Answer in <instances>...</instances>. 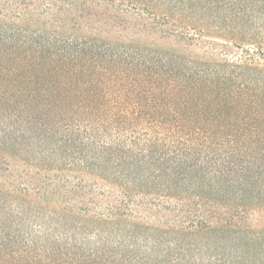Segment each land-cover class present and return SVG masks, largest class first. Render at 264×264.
Here are the masks:
<instances>
[{
  "label": "trees",
  "instance_id": "1",
  "mask_svg": "<svg viewBox=\"0 0 264 264\" xmlns=\"http://www.w3.org/2000/svg\"><path fill=\"white\" fill-rule=\"evenodd\" d=\"M212 6L0 0V264H242L197 238L241 240L235 199H264V43L193 57Z\"/></svg>",
  "mask_w": 264,
  "mask_h": 264
},
{
  "label": "rangeland",
  "instance_id": "2",
  "mask_svg": "<svg viewBox=\"0 0 264 264\" xmlns=\"http://www.w3.org/2000/svg\"><path fill=\"white\" fill-rule=\"evenodd\" d=\"M210 2L213 4L210 10L211 12H205L206 15L204 13L199 23L203 24L206 22L213 28H223V30L209 33L207 36L201 38L198 37V41L190 47H187L193 57L205 60H234V57L239 58L241 55L237 54L239 53L238 49L234 48L232 45L248 48L252 46L251 44L264 43L263 31L261 35L253 34L248 36L240 31L242 28H252V26H255V28H264V19L252 20L240 13L244 8L245 0H239L235 6L229 4L230 0H210ZM124 10H127V8ZM224 28H237V31L232 30L230 33L229 31H224ZM194 33L196 34V32H193V34ZM145 38H147L144 39L146 42L154 44V47L160 50L172 48V46H174L172 40H164L157 35H151V37L146 36ZM244 44L246 46H244ZM3 167L5 168L3 165L0 166V168ZM0 182H3L2 177H0ZM209 198L212 199L211 197ZM229 199L230 198L223 199V203L233 205L232 203L234 201L230 203ZM235 202L248 208L245 212H239V215L237 212L232 213L234 215L232 218L233 223L242 226L247 233L242 235L243 238H241V240H235V238H233L234 236L219 232L215 234H202L198 236L197 239L198 241L206 243L207 246H211V255H220L227 259L231 258L228 260L226 259L228 263L237 262L232 260H235L238 256H244L245 253L247 254L249 252L243 257L245 259L241 260L242 262L240 261L242 264H264V199L258 200L247 195L245 198L237 197ZM226 210H230V208L221 209L219 207V213L211 219L214 222V226L217 228H221L222 225L215 224L221 220L220 218H223L221 214H224ZM158 218L162 224L172 222L171 224L175 225H185L190 222L183 215H179L170 221L168 220L169 218L164 216V213L162 215L160 214ZM200 219L202 220V218ZM251 240L257 242L254 243L251 242ZM239 245H242L243 248L242 246L239 247ZM236 248H241V251Z\"/></svg>",
  "mask_w": 264,
  "mask_h": 264
}]
</instances>
